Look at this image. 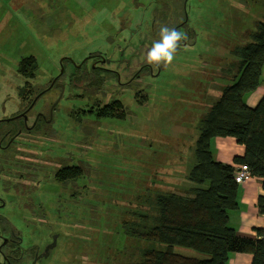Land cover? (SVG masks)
<instances>
[{
	"label": "rangeland",
	"instance_id": "obj_1",
	"mask_svg": "<svg viewBox=\"0 0 264 264\" xmlns=\"http://www.w3.org/2000/svg\"><path fill=\"white\" fill-rule=\"evenodd\" d=\"M185 4L192 33L179 29L188 44L178 45L172 62H161L153 67L154 74L142 75L140 84L133 86L139 92L137 100L133 90L102 97L103 102L123 100V119L84 116L79 108L92 96L80 85L67 86L66 95L85 98L70 101L75 111L70 119L59 113L60 144L66 145L72 131L74 155L84 161L89 179L75 182L69 192L59 187L58 194L45 198L52 213L49 225L59 236L43 264H133L146 250L165 248L126 232L133 225L139 231L143 224H155L156 196L183 195L195 185L189 177L197 163L201 119L239 70L234 50L251 43L256 22L264 18V0ZM159 5L157 0H0V116L4 98L15 97L14 89L26 78L17 72L21 57L33 55L40 71L56 73L64 57L80 61L91 51L108 54L115 46L129 44L126 55L138 58L133 68L145 62L146 48L138 38H148ZM72 70L67 65L65 73ZM261 83L264 86V69ZM112 86L107 83L109 92ZM140 96L146 97L143 103ZM174 251L203 257L185 247Z\"/></svg>",
	"mask_w": 264,
	"mask_h": 264
},
{
	"label": "flooded vegetation",
	"instance_id": "obj_2",
	"mask_svg": "<svg viewBox=\"0 0 264 264\" xmlns=\"http://www.w3.org/2000/svg\"><path fill=\"white\" fill-rule=\"evenodd\" d=\"M159 2L165 6L169 3L164 0ZM182 13L183 17L175 21L173 28L178 31L185 29L186 34H191L187 14ZM156 18L154 12L149 32H146L148 38H138L146 52L152 44L149 38L159 39ZM169 18H172L171 12ZM130 37L133 38L132 34ZM179 44L186 45L188 41L182 39ZM128 45L115 46L108 54L91 51L80 61L64 57L58 65L60 71L37 69L32 78L26 77L14 89L15 97L4 98V112L0 116V264H43L50 251L57 246L59 235L49 225L52 213L45 198L58 194L60 190L69 192V187L75 182L89 179L84 161L74 155L73 132L69 130L66 145L64 141L60 144L62 138L57 129L59 113L62 111L70 119L75 112L70 101L75 96L85 98L79 93L66 95V88L68 85H80L92 96L90 103L79 108L84 116H93L95 120L111 119L97 118L96 110L111 102L120 101L124 108L125 104L119 98L103 102L102 97L133 90V97L137 100L139 92L134 91L133 86L140 84L142 75L158 67L146 60L133 68L137 56L126 55ZM67 65L73 67L70 74L65 73ZM77 71H81L82 75H78ZM67 76L69 80H65ZM79 76L85 79L83 83L76 82ZM108 82L112 83L114 91H108ZM75 167L81 169L77 179L74 178ZM31 228L36 231L31 233Z\"/></svg>",
	"mask_w": 264,
	"mask_h": 264
},
{
	"label": "trees",
	"instance_id": "obj_3",
	"mask_svg": "<svg viewBox=\"0 0 264 264\" xmlns=\"http://www.w3.org/2000/svg\"><path fill=\"white\" fill-rule=\"evenodd\" d=\"M164 1L169 3L166 6L160 4L155 11L158 32L163 26L170 28L169 23L179 21L183 17L182 12H186L184 0ZM132 19L126 20L128 25ZM251 37V43L234 50L233 54L239 58V70L233 75L232 82L224 85L218 99L201 119L195 143L197 163L189 177V182L195 185L183 195L170 192L156 196L157 215L152 216L155 224H143L139 231L133 225L132 230L126 232L134 238L162 243L165 248L146 250L142 259L133 264H226L230 254L235 252L251 254L250 264H264V226L256 229V239L240 237L230 226L228 212L238 206L239 186L234 180V167L215 161L212 155V143L216 138H234L244 146V154L235 156L234 162L246 164L252 176L261 179L264 190V94L254 107L248 106L245 101L246 96L262 84L264 18L256 22ZM37 69V59L33 55L20 58L17 71L22 76L32 78ZM77 72L82 75L81 71ZM84 80L79 76L76 82L83 83ZM140 98L139 103L146 99L143 96ZM96 112L97 118L123 119L127 111L120 101H116ZM80 174L81 169L75 167L74 178L77 179ZM257 207L264 215V194L259 195ZM144 216L148 220V216ZM175 247L195 250L203 257L178 254L174 251Z\"/></svg>",
	"mask_w": 264,
	"mask_h": 264
},
{
	"label": "crops",
	"instance_id": "obj_4",
	"mask_svg": "<svg viewBox=\"0 0 264 264\" xmlns=\"http://www.w3.org/2000/svg\"><path fill=\"white\" fill-rule=\"evenodd\" d=\"M264 94V86L260 85L253 93L246 96V103L254 107ZM244 154V146L232 137H218L212 143V155L215 161L230 164L234 170L239 166L234 162L235 156ZM237 208L228 212L229 224L235 229L238 236L256 239V229L264 226V215L260 214L257 207L259 195L264 194L261 179L252 176L247 182L238 185ZM252 255L249 253L235 252L230 254L226 264H250Z\"/></svg>",
	"mask_w": 264,
	"mask_h": 264
},
{
	"label": "clouds",
	"instance_id": "obj_5",
	"mask_svg": "<svg viewBox=\"0 0 264 264\" xmlns=\"http://www.w3.org/2000/svg\"><path fill=\"white\" fill-rule=\"evenodd\" d=\"M182 39H186V36L182 32L167 26L161 27L159 39L152 42L147 52V61L157 65L161 62H172L178 47V42Z\"/></svg>",
	"mask_w": 264,
	"mask_h": 264
},
{
	"label": "built area",
	"instance_id": "obj_6",
	"mask_svg": "<svg viewBox=\"0 0 264 264\" xmlns=\"http://www.w3.org/2000/svg\"><path fill=\"white\" fill-rule=\"evenodd\" d=\"M234 180L241 185L252 178L249 167L246 164H240L233 173Z\"/></svg>",
	"mask_w": 264,
	"mask_h": 264
}]
</instances>
